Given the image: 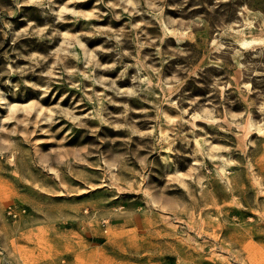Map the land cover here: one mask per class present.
I'll return each instance as SVG.
<instances>
[{
    "label": "rangeland",
    "instance_id": "obj_1",
    "mask_svg": "<svg viewBox=\"0 0 264 264\" xmlns=\"http://www.w3.org/2000/svg\"><path fill=\"white\" fill-rule=\"evenodd\" d=\"M0 264H264V0H0Z\"/></svg>",
    "mask_w": 264,
    "mask_h": 264
},
{
    "label": "built area",
    "instance_id": "obj_2",
    "mask_svg": "<svg viewBox=\"0 0 264 264\" xmlns=\"http://www.w3.org/2000/svg\"><path fill=\"white\" fill-rule=\"evenodd\" d=\"M25 212H26L25 208H18V207L10 206L8 207L7 214L11 216L12 218H16L22 214H25Z\"/></svg>",
    "mask_w": 264,
    "mask_h": 264
}]
</instances>
